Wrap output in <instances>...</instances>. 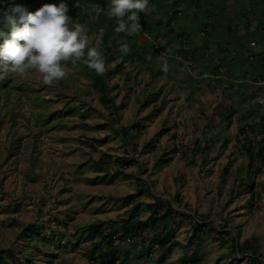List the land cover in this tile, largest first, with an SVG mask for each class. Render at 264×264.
I'll list each match as a JSON object with an SVG mask.
<instances>
[{
	"label": "rangeland",
	"instance_id": "374dc122",
	"mask_svg": "<svg viewBox=\"0 0 264 264\" xmlns=\"http://www.w3.org/2000/svg\"><path fill=\"white\" fill-rule=\"evenodd\" d=\"M13 1L30 12L45 3L59 4ZM95 1L99 3L73 0L68 15L86 26L93 43L102 32L103 75L83 63L69 62V77L53 86L43 84L35 72L28 80L11 75L0 79V256L15 246L25 264H103L98 257L101 249L94 247L101 237L90 234L89 226L104 222L109 228L113 220L128 218L134 203L142 208L138 217L145 219L148 205L159 196L172 200L176 211L203 217L209 227L211 223L220 230L227 223L226 229L232 230L226 240L213 231L202 235L200 264L229 262L233 237L239 234L240 243L260 237L259 264H264V166L251 175L257 200H250L245 185L235 187L247 174L249 161L237 141L239 127L256 126L258 132L250 137L263 138L264 0H225L226 4L179 0L177 6L186 12L178 14L179 27L173 21L166 24L167 16L148 5V22L139 21L142 30L134 35L117 34L110 26L116 24L107 16L110 0ZM8 4L10 0H0V8ZM0 17L6 19L2 12ZM199 21L203 29L195 26ZM179 31L184 42L177 37ZM110 41L115 44L107 51ZM123 44L128 45L127 54L120 50ZM223 49L231 52L226 62L213 59L225 54ZM187 51L190 61L182 55ZM149 55L151 60L146 59ZM161 55L167 58V73L161 68ZM219 64L218 76L196 71L200 65L212 71ZM96 78L112 88L109 94L95 87ZM223 94V102L228 100L235 110L231 120H223L226 114L220 119L217 113ZM109 97L112 104H105ZM116 106H120L117 116L112 113ZM135 124L145 126L141 134L128 129ZM96 138L104 141L99 144ZM151 143L157 148L152 149ZM176 143L179 153L171 151ZM104 154L111 159L101 167L97 163ZM162 155L169 161L158 167ZM117 156L134 159L125 170L133 175L116 174ZM138 178L149 186L128 204L125 197L140 190ZM11 218L16 220L13 225ZM32 224L40 227L34 231ZM192 233V219L177 225L175 236L181 244L164 264H179L174 262L194 251L195 245H189ZM140 249L132 246L129 254L119 251L117 264H156L141 258ZM249 254L241 253L239 264H247Z\"/></svg>",
	"mask_w": 264,
	"mask_h": 264
},
{
	"label": "trees",
	"instance_id": "16d2710c",
	"mask_svg": "<svg viewBox=\"0 0 264 264\" xmlns=\"http://www.w3.org/2000/svg\"><path fill=\"white\" fill-rule=\"evenodd\" d=\"M81 3H85V5H90V4H95V2L98 3V1L95 0H79ZM171 0H149V5H152L154 7V9H158L161 13H163V15L167 16V22L168 23H172V21L176 24V26L179 27L178 24V14L182 13V14H186L185 10L183 8H179L178 5V1L179 0H174L173 2L170 3ZM224 1L223 3L226 4L225 0H221ZM166 5H163L165 4ZM164 7H166L167 11L164 12ZM200 7L196 9V13H198V11H200ZM81 11V9H80ZM140 15V22L146 24L148 22V13H139ZM162 15V14H161ZM104 17V14H101V18ZM102 21V20H101ZM263 22V21H262ZM97 26L99 25L96 24ZM200 21L199 23L196 22V27L198 29H203L200 26ZM111 27L116 28L117 24L112 25L110 24ZM0 31L2 32H9L10 31V25L8 24L7 21H2L0 20ZM263 27V31H264V26ZM261 27V28H262ZM151 27L149 25V31H150ZM258 29V28H257ZM232 30V29H231ZM229 30V31H231ZM180 31H182L180 29ZM177 34V37L179 38L180 41L184 42L185 40L183 39L184 34L180 33ZM258 32H261L258 31ZM264 33V32H263ZM106 40V39H105ZM4 41V37L0 36V44H3ZM115 41H110L109 46H107V51H109V49H112L113 45H114ZM226 50L224 52H226L225 54H223L222 56H219L218 58H213V59H219L220 61L226 62L225 60H227L229 58V56H227L229 52V50L227 49H223ZM189 51H187L185 54L183 53L182 55H185L186 59H189V61L192 59V55H190ZM233 55H235L234 52H232ZM225 55V56H224ZM131 56H135V57H141V54H137L135 55L134 53L131 54ZM224 59V60H223ZM216 60V62H217ZM176 61V60H175ZM219 61V62H220ZM261 62L264 65V55L261 56ZM176 64L178 62H175ZM188 64H192L193 62H187ZM221 65L223 66L224 64L222 62H220ZM202 64H205V62H202ZM220 64L218 65V68L210 71L208 66H204L202 67V65H200V68H198L196 71H198L199 75H204L206 72H210V74L212 72H215L216 75L218 76L217 73H220L222 66ZM195 71V72H196ZM96 74V73H95ZM97 75V74H96ZM216 76V77H217ZM255 79V78H254ZM94 85L96 88L100 87V91L102 93H107L112 90V88H109L108 85H104L101 82V79H97L94 82ZM193 93H195L193 91ZM104 97V96H103ZM225 97V94L222 95L221 98V106H222V110L217 112L220 119H222V116L224 114H226V116L223 118V120H225V118L227 117V119L231 120L233 118V115L235 113L234 107L232 105L229 104L228 100L227 102H223V99ZM105 104L110 103L112 104V99H109L107 101H105ZM223 105H226L223 108ZM120 106H116V108H114L113 110V115L117 116L118 112H119ZM144 125H139L135 124L133 127H128V129H132L134 131H138V133L142 132V129L144 128ZM128 129H125V133L128 131ZM257 127L256 126H250L249 124H247V126H241L238 129V138L237 141L242 145L246 155L248 156V172L245 175V177H242L241 179H238L236 184V188L239 185H245L246 186V190L249 192L250 194V200L253 202L254 200L258 199V195L259 192L257 191V186L255 181L251 178V175L253 174V172H261L263 171V166H264V125L261 126V132L263 134V138H261V140L256 142V139H252L250 137V133H256L257 131ZM163 133V132H162ZM141 134V133H140ZM176 138V136H175ZM94 141H96L97 143H102L104 140L103 139H98L96 138ZM95 142V144H96ZM229 142V140L225 139V145H227V143ZM84 143H87L89 146L94 147L95 148V144L93 142H89V141H84ZM134 148L137 149V142H134ZM177 144V143H176ZM97 145V144H96ZM152 146V149H156L157 147L155 146V144L151 143L150 144ZM150 146V147H151ZM171 151H173L174 153H179L180 151V145H174L171 149ZM111 159V155L110 154H104L100 159L99 162L97 163L98 165H100L101 167H103L102 164H109ZM167 161H169V159L165 156H160L158 162H157V166L161 167V165L163 163H166ZM134 162L133 158H129V157H125V156H117L116 158V164L119 167V171L116 172V174L122 175L123 177L126 176H131L133 175L128 174L125 170L127 169V167H130ZM257 162V164L259 163L260 165L258 167H254V164ZM248 178V179H247ZM137 182L139 183V187L140 190L137 194H131L125 197V200L128 204L133 203V199L136 197V195H142L143 194V189L144 187L149 186V184L145 181V180H140L138 178ZM235 190V188H233L231 190V193H233V191ZM178 196V195H177ZM154 197V196H153ZM155 200L154 202L150 203L148 205V208L150 209V214L149 216H147L145 219H141L138 217L137 212H141V206L140 204L134 203L133 208L131 210V214L129 215L128 218H125L124 220L121 219H116L113 220L111 223V226H108L109 228H107L104 225V222L99 223V224H95V225H91L89 226V233H95V235H99L101 237V240L99 243H97L96 245H94L95 248L98 249L100 248V254H99V259L103 262V264H117L118 263V257L117 254L119 253V251L124 250L127 254L130 253V248L133 246L135 248H141L140 249V256L141 258H145L147 261H154L156 264H164V262L166 261V259L172 255L173 253V249L176 245L181 244V242L176 238L175 236V230L177 225L186 219H192L193 220V233L189 239V245L193 246L195 245V249L191 254H186L182 259H180L177 262L174 263H179V264H188L189 262H193L195 264H200L202 261V257L203 255H201V239H202V235L205 234L206 232H214L218 234V237H220L222 240H226L225 236H230L232 234V230L230 229H226L227 228V223H224L222 226H220V228L222 227L223 229L218 230V228H216L214 225H212L210 223V227L208 226V224L204 221V218H198L196 215H191L185 211H176L173 207V203L172 200H164L161 197H154ZM177 198L178 201H180L179 197H175L174 199ZM176 201V200H175ZM185 207L186 209H190V205L185 201ZM16 208H18V204L16 206ZM16 223V220L11 218L10 219V224L13 225ZM33 227L31 228L32 230L36 231L38 229V227H40L37 224H32ZM30 232V236H31V230ZM33 235V234H32ZM64 232L61 231V238L64 236ZM223 235V236H220ZM240 235V234H239ZM239 235L233 237V252H232V256H231V260L229 262H227L226 264H239L241 261L240 258V254H246L249 253V256L247 257V259L249 260L247 264H259L261 263V257L262 255L260 254V252L258 251V242L260 240L259 236H252L250 238L245 239L242 243L238 242L239 239ZM235 242V243H234ZM126 246H129L128 248ZM156 249V250H155ZM95 249L92 250V252H94ZM154 251V252H153ZM7 259H11L10 261L15 263H19L20 264H25V260L22 256H20L19 251H16V247L13 246L11 247L10 250L7 251V255H1L0 256V264H9ZM18 261V262H17ZM214 264H220L219 261H217Z\"/></svg>",
	"mask_w": 264,
	"mask_h": 264
},
{
	"label": "clouds",
	"instance_id": "9594fccd",
	"mask_svg": "<svg viewBox=\"0 0 264 264\" xmlns=\"http://www.w3.org/2000/svg\"><path fill=\"white\" fill-rule=\"evenodd\" d=\"M57 2L59 4L45 3L37 7L35 12L15 4L13 0H10L7 7L0 8L6 18L0 17V20L10 25L9 32L0 31V36L4 37L3 44H0V79L11 75L13 78L28 80L35 72L43 84L53 86L69 77V62L72 65L83 63L97 75L106 72L102 32L93 43L86 26L74 23L68 15V4L73 0L68 3L66 0ZM148 5L149 0H110L107 16L115 19V32H126L128 35L139 33L142 30L139 13H146ZM75 6L79 8L78 4ZM120 50L127 54L128 45L123 44ZM146 59L151 60L152 57L149 55ZM158 59L162 70L167 73V58L161 55ZM237 81L240 83V79ZM259 139L261 136L258 134L256 141Z\"/></svg>",
	"mask_w": 264,
	"mask_h": 264
}]
</instances>
